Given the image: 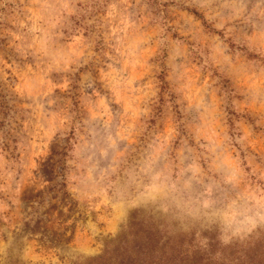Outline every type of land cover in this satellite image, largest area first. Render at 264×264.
<instances>
[{
    "label": "rangeland",
    "instance_id": "rangeland-1",
    "mask_svg": "<svg viewBox=\"0 0 264 264\" xmlns=\"http://www.w3.org/2000/svg\"><path fill=\"white\" fill-rule=\"evenodd\" d=\"M139 231L264 264V0H0V264Z\"/></svg>",
    "mask_w": 264,
    "mask_h": 264
},
{
    "label": "trees",
    "instance_id": "trees-1",
    "mask_svg": "<svg viewBox=\"0 0 264 264\" xmlns=\"http://www.w3.org/2000/svg\"><path fill=\"white\" fill-rule=\"evenodd\" d=\"M143 232H132L128 240L118 239L115 247L106 248L102 255L86 264H173L171 255L148 257L146 250L152 239L148 233Z\"/></svg>",
    "mask_w": 264,
    "mask_h": 264
}]
</instances>
